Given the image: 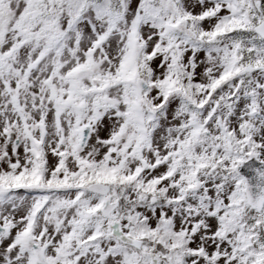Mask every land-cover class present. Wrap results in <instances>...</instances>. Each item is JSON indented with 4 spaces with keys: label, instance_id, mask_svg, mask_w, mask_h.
<instances>
[{
    "label": "snow or ice",
    "instance_id": "6c2138e0",
    "mask_svg": "<svg viewBox=\"0 0 264 264\" xmlns=\"http://www.w3.org/2000/svg\"><path fill=\"white\" fill-rule=\"evenodd\" d=\"M0 264H264V0H0Z\"/></svg>",
    "mask_w": 264,
    "mask_h": 264
}]
</instances>
